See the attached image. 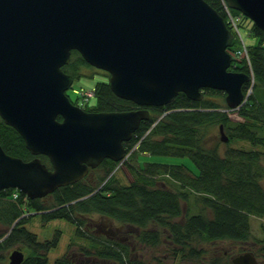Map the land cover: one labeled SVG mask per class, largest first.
<instances>
[{
	"label": "water",
	"instance_id": "obj_1",
	"mask_svg": "<svg viewBox=\"0 0 264 264\" xmlns=\"http://www.w3.org/2000/svg\"><path fill=\"white\" fill-rule=\"evenodd\" d=\"M224 1L264 32V0ZM233 41L206 0H0V116L35 156L25 160L0 145V191L43 198L105 159L121 162L125 142L151 117L148 107L179 93L200 101L204 89L220 90L230 109L239 108L251 76L229 70ZM74 50L108 72L112 91L137 108L91 112L75 105L67 95L74 78L63 70ZM9 258L22 264L25 254L15 249ZM231 261L259 264L253 252Z\"/></svg>",
	"mask_w": 264,
	"mask_h": 264
},
{
	"label": "trees",
	"instance_id": "obj_2",
	"mask_svg": "<svg viewBox=\"0 0 264 264\" xmlns=\"http://www.w3.org/2000/svg\"><path fill=\"white\" fill-rule=\"evenodd\" d=\"M206 1L225 18L232 30L224 0ZM231 11L241 15L238 10ZM245 19L250 20L241 16L240 26ZM250 22L252 35L258 41L248 46L255 77L253 93L237 110L245 121L234 123L229 113L222 110L228 108L226 101L213 98L225 93L206 88L205 97L200 101L179 93L165 106L148 107L151 117L142 121L133 138L125 143L127 151L136 147L133 151L140 154L187 156L198 172L184 163L151 161L136 173L132 183L123 185L114 175L107 179L118 163L105 159L82 180L57 188L43 198L30 199L13 188L1 190L0 264H8V254L13 248L25 251L22 264H49V253L58 247L62 233L57 230L53 239L39 240L38 235L26 227L34 214L24 215L36 211L35 215L45 224L58 219L69 221L75 226V236L89 239L95 249L84 247L81 251L116 264H137L129 242L120 235L112 238L104 232L97 234L93 229L95 223L97 229L100 222H117L123 228H132L138 232L139 242L149 246L157 245L161 234L165 233L174 244L173 250L181 246L183 250L189 249L193 257L204 254V248L191 246L193 242L199 245L225 240L247 243L253 239L251 217L264 219V135L252 127L255 123H264V32ZM237 46L236 40L230 51ZM236 62L231 70L250 74L245 59H236ZM84 68L96 69L74 50L63 70L75 81L84 76L93 77L85 73ZM97 73H105L107 79L95 83V96L84 104L86 110L137 108L133 101L122 99L112 91L108 73ZM249 86L250 83L244 86L245 94ZM67 93L73 103L79 104L78 95L73 98ZM215 125L225 127L229 141L247 140L253 148L231 147L221 156L218 145L206 144V131ZM0 145L10 155L25 160L35 157L19 132L1 116ZM39 157L52 167L47 156ZM159 176L163 180L161 184L157 183ZM261 227L263 238L256 243L260 244L258 254L264 255V221ZM213 262L217 264V260ZM53 264L73 263L65 255Z\"/></svg>",
	"mask_w": 264,
	"mask_h": 264
},
{
	"label": "rangeland",
	"instance_id": "obj_3",
	"mask_svg": "<svg viewBox=\"0 0 264 264\" xmlns=\"http://www.w3.org/2000/svg\"><path fill=\"white\" fill-rule=\"evenodd\" d=\"M252 23L250 20L245 19L242 23V34L246 44L249 46L251 44L257 43L258 39L256 36L252 35ZM95 70V71H94ZM98 69L92 68H84V72L87 74L93 75V77L84 76L79 80H76L73 83V88L68 90V92L72 95L73 98L76 97L77 91L80 88L92 89L96 82L101 81L102 79H107L105 73H97ZM253 93V88H248L247 98ZM225 96L215 95L213 98L218 99L220 102H224ZM222 110H225L224 108ZM229 116L232 121L235 123L237 121H245L241 118L236 112H230ZM253 128L257 130L259 134L264 135V123H255L252 125ZM206 144L208 146L218 145V151L221 156L225 155V152L231 147L234 148H244L250 149L253 146L247 140L242 139H233L231 141L225 142L222 140L223 135L229 137L228 132L225 127L223 128V134L220 131V126L215 125L211 126L206 131ZM260 148V147H258ZM133 152V153H132ZM151 161H161V162H169V163H184L189 166L194 172H198L195 164L189 157H180V156H167V155H150V154H140L137 151L131 150L128 155L127 161L124 162L123 166H119L117 169L112 171L113 178H115L119 183L123 185H129L136 178V173L138 171L144 169L148 162ZM162 177L159 176L157 178V183H162ZM25 216H32L30 212H26ZM98 220L97 215L94 216ZM264 219L256 216L251 217L252 231H253V239L249 242H233L230 240L225 241H217L211 244H202L199 245L196 242H193L191 246L197 248H204V254L200 257H193L194 255H190L189 249L183 250V247L175 246V250H173L174 244L167 239V235L165 233L161 234L160 242L157 245L149 246L139 242L136 237V231H133L132 228H123L119 223H111L113 224L115 234L112 235V238L116 236H121L129 242V247L133 251L134 262L137 264H213V261L217 260V264H232L231 258L252 251L257 254V258L259 259L260 264H264V255L258 254L257 250L260 247L259 243H256L257 240L263 238V231L261 224ZM108 223V222H107ZM110 226V225H107ZM106 226V227H107ZM26 227L32 232L38 235L39 240L53 239L54 234L57 230H61L62 236L57 248L53 249L49 253V264H53L56 258H61L69 253V257L72 259V253H70L69 249L78 251L82 247L90 248L91 251L95 250L93 247V243L86 238H78L75 236V226L67 220H52L49 223H43L41 221V217L37 215H33L30 219V222L26 225ZM94 231L102 235L103 231H99L96 228V223L94 225ZM113 231V230H112ZM105 233V232H104ZM118 233V234H117ZM105 236V235H103ZM15 249L10 250L8 254V263L10 261V254ZM22 250V249H20ZM24 253L25 251L22 250ZM227 252V253H226ZM79 259V258H77ZM142 260L143 262H139ZM98 264H116L112 261H98ZM80 264H85L81 262ZM215 264V263H214Z\"/></svg>",
	"mask_w": 264,
	"mask_h": 264
},
{
	"label": "flooded vegetation",
	"instance_id": "obj_4",
	"mask_svg": "<svg viewBox=\"0 0 264 264\" xmlns=\"http://www.w3.org/2000/svg\"><path fill=\"white\" fill-rule=\"evenodd\" d=\"M126 143V142H125ZM126 147V146H125ZM110 225V226H107ZM107 226V227H106ZM98 230L99 231H103L105 232V234H107L108 236L112 237V235L115 234L116 230L114 231L113 229V224L111 223H103L100 222L98 225ZM113 230V231H112ZM134 231V230H133ZM138 233V232H136ZM118 234V233H117ZM116 235V234H115ZM84 248V247H82ZM70 253H72V259L68 258L70 262H72L73 264H80L81 262H84L85 264H98L100 261L99 259L96 258V256H93L91 254H86L85 251H75V250H71L69 249ZM227 253V252H226ZM68 255L69 257V253H66V256ZM79 258V259H77ZM57 259V258H56ZM55 259V260H56Z\"/></svg>",
	"mask_w": 264,
	"mask_h": 264
},
{
	"label": "built area",
	"instance_id": "obj_5",
	"mask_svg": "<svg viewBox=\"0 0 264 264\" xmlns=\"http://www.w3.org/2000/svg\"><path fill=\"white\" fill-rule=\"evenodd\" d=\"M227 12L229 14V20L232 22V25L234 26L241 42H242V45L240 46V48H238L235 52H234V56L237 57V58H246L248 63L250 64V57H249V53H248V48L247 46L245 45L244 43V40H243V37L241 35V32H240V29L238 27V24H237V21H238V18L234 17L230 12L229 10L227 9ZM95 95V91L94 90H88V91H85V90H82L81 91V96L82 98L85 100V101H88L91 97H93Z\"/></svg>",
	"mask_w": 264,
	"mask_h": 264
}]
</instances>
